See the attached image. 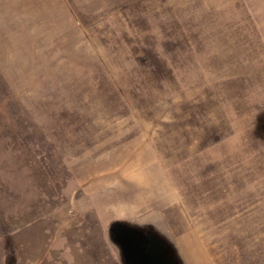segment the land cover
<instances>
[{
  "label": "rangeland",
  "instance_id": "1",
  "mask_svg": "<svg viewBox=\"0 0 264 264\" xmlns=\"http://www.w3.org/2000/svg\"><path fill=\"white\" fill-rule=\"evenodd\" d=\"M0 264H264V0H0Z\"/></svg>",
  "mask_w": 264,
  "mask_h": 264
}]
</instances>
